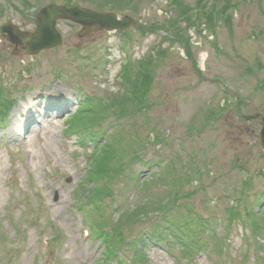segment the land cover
<instances>
[{
    "label": "rangeland",
    "instance_id": "rangeland-1",
    "mask_svg": "<svg viewBox=\"0 0 264 264\" xmlns=\"http://www.w3.org/2000/svg\"><path fill=\"white\" fill-rule=\"evenodd\" d=\"M72 1L136 23L14 56L62 2L0 0V264H264V0Z\"/></svg>",
    "mask_w": 264,
    "mask_h": 264
},
{
    "label": "water",
    "instance_id": "water-1",
    "mask_svg": "<svg viewBox=\"0 0 264 264\" xmlns=\"http://www.w3.org/2000/svg\"><path fill=\"white\" fill-rule=\"evenodd\" d=\"M59 20H69L83 27L81 39L89 38L95 32L107 31L125 32L135 25V20L129 16L122 19L113 13H99L88 8H66L56 5L45 7L37 17L36 32L27 33L16 29L11 23L5 24L2 29L3 37L16 45L15 55L19 54L20 47L26 45L27 53L31 56L62 46L63 39L56 30ZM258 119L261 122L259 145L264 152V113L250 117L248 120Z\"/></svg>",
    "mask_w": 264,
    "mask_h": 264
},
{
    "label": "trees",
    "instance_id": "trees-1",
    "mask_svg": "<svg viewBox=\"0 0 264 264\" xmlns=\"http://www.w3.org/2000/svg\"><path fill=\"white\" fill-rule=\"evenodd\" d=\"M61 2H62V4H64V5H67V6H72V5H75V3H74V1H72V0H61ZM114 3V2H113ZM114 4H116V5H119V3H114ZM114 4H112L111 2H107L104 6H102L101 8H99L101 11H109V12H116V13H120L121 11L119 10V9H117V8H115V6H114ZM144 83H145V81H143ZM146 92H144V94H145ZM102 160H103V158H102ZM101 160V161H102ZM99 166H100V164H99ZM117 168V167H116ZM95 173H96V170H95V172H94V177H95ZM92 174V173H91ZM93 177V178H94Z\"/></svg>",
    "mask_w": 264,
    "mask_h": 264
}]
</instances>
